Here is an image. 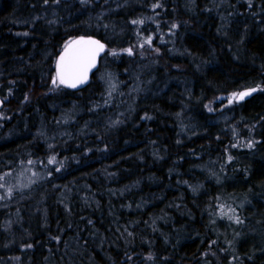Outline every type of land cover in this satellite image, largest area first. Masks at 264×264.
Instances as JSON below:
<instances>
[{"label":"trees","instance_id":"obj_1","mask_svg":"<svg viewBox=\"0 0 264 264\" xmlns=\"http://www.w3.org/2000/svg\"><path fill=\"white\" fill-rule=\"evenodd\" d=\"M78 36L106 49L70 90L55 63ZM102 73L118 98L141 89L122 117L101 106ZM252 86L234 115L250 155L210 111ZM0 97V196L15 166L35 173L0 200V264H221L231 248L264 264L263 237L213 222L230 196L264 201V0H0Z\"/></svg>","mask_w":264,"mask_h":264},{"label":"rangeland","instance_id":"obj_2","mask_svg":"<svg viewBox=\"0 0 264 264\" xmlns=\"http://www.w3.org/2000/svg\"><path fill=\"white\" fill-rule=\"evenodd\" d=\"M146 62L147 61H145V57H144V63H146ZM146 73H147L146 71L141 72L139 77L141 79H145V78H143V76H145ZM103 74L105 75V79H106L105 86L107 88L108 96H105V103L102 104L101 106L102 107H108V110L112 112V116H114V117H122V116H124L126 114L128 108L131 107V105L133 104V101L135 100V97H136L137 93H139L141 91V89L140 88H139V90L136 89V88H134L132 90L129 89L128 92L123 96V98L122 97L118 98V97L115 96V92H114V90L116 89V86H115V81L113 79V75L110 74V73H108V74L102 73V75ZM256 87L257 86L242 88L239 91H237L235 93H232L230 95L217 97L216 100H215V103L212 105L211 111H210V113L213 116L212 118H210L211 121H213V122L215 121L214 123L217 122V124L219 123L220 125H223L226 128L230 127L229 129H230V131L232 133L231 136H234V141H233L234 142V146L240 145V147H243V148H245V150H248L250 155H253V154L257 153V150H258V149L255 148V147H257L256 146L257 142H256V139L254 137V132L255 131L249 132L247 130L246 135L244 137L237 138L236 134H238L239 131H240L238 129L237 125L239 124L241 117L236 115L237 119H234L235 118L234 115H235L236 111L240 110L239 109L240 108V104L239 103L241 101H243L244 99L248 98L249 96H251V94H253V92L255 90H257ZM253 89H254V91H253ZM244 92H248L249 93L246 96V98L241 99V100L238 99L239 94L240 93H244ZM121 95H122V93H121ZM113 100H114V102H113ZM120 108H122V109H120ZM68 110H69L68 113L74 112L71 109H68ZM95 112H97V111H95ZM4 113L5 112H0V118H2L3 116L5 117ZM75 113H77V112L75 111ZM232 114H233V116H231ZM226 116H228V117H226ZM226 119L229 120V121H227ZM0 121H1V119H0ZM64 123H66V121H64ZM59 127H61V129H58V130H61L60 134H59L60 142H63V140H62L63 138L67 139L66 138L67 136H63V133H64V130H63V119L60 121ZM57 144H58V142L56 143V142L51 141V142L47 143V147H53V146H55ZM17 164H22L21 159L18 161ZM15 167L16 168L14 169L13 172L11 170L8 173L9 175L7 174V175H3L1 177V179L3 181V184L5 186V189L10 194L7 193L8 196H3V197L0 196V200L10 199L11 193H14L15 191L23 192L24 190H22V189H24V186L26 184H28V182H30L29 180L32 179L35 176L34 169L32 167H30L28 164H25V165L22 164V165H18V166H15ZM10 177L14 179L13 182H11ZM5 182L8 184V186L5 185ZM229 199H230L229 201L231 202L229 204L230 207L228 206L227 202L226 203H221V202L218 203V205L220 206V208L218 210L220 212L219 213H215V216L213 217V222L214 223L218 222V224L215 225L216 237H220V239H222V238L226 239V237H228L227 233L229 231L230 232L231 231H235V234L233 236V240L234 241L236 240V242L237 241L241 242V241L252 240L254 237H257V239H258L262 235H264V220L260 219V217L264 219V214H263V212H264V205H263L264 203L263 202L264 201H261V200L258 199L257 202L254 203L255 202L254 201L255 198L254 199L245 200V199H240L239 197L236 198L235 196L234 197L230 196ZM261 205L263 206V208H262ZM222 223H225L226 226H223ZM230 223L231 224H238V226L237 225L236 226H232ZM243 223H244V225L248 224L251 227L250 226L248 227V225H247L246 226L247 228H246L243 225ZM220 224L222 226H220ZM240 224L243 225V226L241 227ZM231 227H232V229H231ZM239 227H240V229H239ZM251 230L252 231L255 230V231H253V233H252ZM260 230H261V232H260ZM246 231H248V232H246ZM256 231H259V232H256ZM254 232H255V234H254ZM262 237L263 238H261V239H263V241H264V236H262ZM226 242H227V240H226ZM227 247H233L236 250V245L234 244V242L233 243L227 242ZM259 252L264 254V251H260L259 250ZM249 254L246 255V256H248V259L244 260L242 255L239 252H237V250H236V253H235L233 251V249L231 248L229 262H225V263H221V264H249L248 263L249 261L254 260L253 257H252L253 251H252V254H250L251 255V259H250ZM204 255H206V254H204ZM203 258H205V257H203ZM208 259H210V258H208ZM203 260L204 261L202 262V264H205V263L207 264V262H205L207 260H205V259H203ZM212 262L213 261L210 259L209 263L211 264Z\"/></svg>","mask_w":264,"mask_h":264},{"label":"snow or ice","instance_id":"obj_3","mask_svg":"<svg viewBox=\"0 0 264 264\" xmlns=\"http://www.w3.org/2000/svg\"><path fill=\"white\" fill-rule=\"evenodd\" d=\"M134 23H137V21H134ZM102 49L103 45L99 44L98 41H85L83 39L74 41L65 49L64 55L60 57L57 64V79L59 83L69 87H76L77 84L83 83L87 79V71L94 62L96 52ZM127 51L131 54V49ZM56 82L54 79L53 83L55 84ZM248 94V92L240 93L239 98L242 99Z\"/></svg>","mask_w":264,"mask_h":264},{"label":"water","instance_id":"obj_4","mask_svg":"<svg viewBox=\"0 0 264 264\" xmlns=\"http://www.w3.org/2000/svg\"><path fill=\"white\" fill-rule=\"evenodd\" d=\"M93 40V41H98L99 44L103 45V49L102 50H99L96 52L95 54V58H94V62L91 64V66L88 68V71H87V79L83 82V83H79L77 84L76 87H69L65 84H62L65 88L67 89H70V90H80L81 88L85 87L86 85H88V83L90 82L91 80V77L92 75L97 71L98 67H99V63H100V59L103 55V53L105 52V49H106V45L103 41H101L100 39L96 38V37H93V36H78V37H74L72 38L64 47L63 49L60 51L57 59H56V63H55V72H56V77H57V64L60 60V57L62 55H64L65 53V49L71 45L74 41H79V40ZM79 47V46H77ZM59 81V80H58ZM247 95H245L242 99L246 98ZM238 99L241 100V98L238 97ZM3 104H4V101L3 99L0 97V110L3 108Z\"/></svg>","mask_w":264,"mask_h":264},{"label":"bare ground","instance_id":"obj_5","mask_svg":"<svg viewBox=\"0 0 264 264\" xmlns=\"http://www.w3.org/2000/svg\"><path fill=\"white\" fill-rule=\"evenodd\" d=\"M225 115H226V114H225ZM221 116H222V115H221ZM228 116H229V115H228ZM228 116H226V117H228ZM231 116H233V114H232ZM215 118H216V117H215ZM213 119H214V118H213ZM216 119H217V118H216ZM221 119H222V118H221ZM224 119H225V118H224ZM230 119H231V118H230ZM217 120H218V119H217ZM226 120H227V119H226ZM209 121H210V120H209ZM218 121H219V120H218ZM227 121H229V120H227ZM214 122H215V121H214ZM214 122H213V123H214ZM219 122H220V121H219ZM216 123H217V122H216ZM222 123H223V122H222ZM224 123H225V122H224ZM218 124H219V123H218ZM218 124H217V127L219 126ZM225 125H226V124H225ZM220 126H221V125H220ZM224 127H225V126H224ZM229 128H230V127H229ZM221 130H222V128H221ZM223 130H224V129H223ZM21 187H22V186H21ZM25 188H26V187H25ZM16 189H17V188H16ZM16 189H15V190H16ZM23 190H24V189H23ZM25 190H26V189H25ZM6 191H7V190H6ZM30 191H31V190H30ZM34 191H35V190H34ZM7 192H8V191H7ZM31 192H32V191H31ZM36 193H37V192H36ZM22 194H23V193H22ZM24 194H25V192H24ZM24 194H23V195H24ZM29 194H30V193H29ZM32 194H33V192H32ZM5 195H7V194H5ZM7 196H8V195H7ZM26 196H27V195H26ZM39 196H40V195H39ZM35 197H36V196H35ZM37 197H38V196H37ZM46 197H48V195H47ZM46 197H45V198H46ZM31 198H32V197H31ZM43 198H44V197H43ZM45 198H44V199H45ZM48 198H49V197H48ZM20 199H22V198H20ZM28 199H29V198H28ZM36 199H37V198H36ZM44 199H43V200H44ZM31 200H32V199H31ZM257 200H258V199H257ZM259 200H260V199H259ZM263 200H264V198H263ZM33 202H34V201H33ZM36 202H37V201H36ZM36 202H35V203H36ZM256 202H257V201H256ZM256 202H255V203H256ZM258 202H259V201H258ZM263 203H264V202H263ZM31 204H32V203H31ZM263 205H264V204H263ZM253 206H254V205H253ZM261 206H262V205H261ZM262 208H263V206H262ZM254 210H255V209H254ZM245 222H246V221H245ZM245 222H244V223H245ZM244 223H243V225H244ZM230 224H231V223H230ZM36 225H37V224H36ZM243 225H241V227H242ZM247 225H248V224H247ZM247 225H244V226L246 227ZM249 226H250V225H248V227H249ZM2 227H3V226H2ZM250 227H251V226H250ZM252 227H253V226H252ZM255 227H256V226H255ZM16 228H18V226H17ZM243 228H244V227H243ZM246 228H247V227H246ZM246 228H245V229H246ZM3 229H4V228H3ZM231 229H232V227H231ZM245 229H244V230H245ZM255 229H256V228H255ZM4 230H5V229H4ZM0 231H1V230H0ZM249 231H250V230H249ZM251 231H252V230H251ZM253 231H255V230H253ZM253 231H252V233H253ZM240 232H241V231H240ZM243 232H244V231H243ZM246 232H248V231H246ZM256 232H259V231H256ZM260 232H261V230H260ZM240 234H241V233H240ZM242 234H243V233H242ZM254 234H255V232H254ZM256 234H257V233H256ZM261 234H262V233H261ZM245 235H246V234H245ZM249 235H250V234H249ZM251 235H252V234H251ZM259 235H260V234H259ZM13 236H14V235H13ZM237 236H238V235H237ZM237 236H236V237H237ZM246 236H247V235H246ZM262 236H264V235H262ZM262 236H261V237H262ZM242 237H243V236H242ZM7 238H9V237L7 236ZM240 238H241V237H240ZM14 239H15V237H14ZM245 239H246V238H245ZM258 239H259V238H258ZM260 239H261V238H260ZM12 240H13V239H12ZM12 240H11V241H12ZM255 240H256V239H255ZM8 241H9V240H8ZM260 241H261V240H260ZM12 242H13V241H12ZM14 242H16V241H14ZM262 242H263V241H262ZM262 242H261V243H262ZM16 243H17V242H16ZM16 243H15V244H16ZM263 243H264V242H263ZM7 244H9V243L7 242ZM11 245H12V244H11ZM11 245H10V247H11ZM13 245H14V244H13ZM13 245H12V246H13ZM18 245H19V244H18ZM259 245H261V244H259ZM8 246H9V245H8ZM262 247H263V245H262ZM14 248H15V247H14ZM17 248H18V246H17ZM69 248H70V247H69ZM258 248H259V247H258ZM71 249H72V248H71ZM259 249H261V248H259ZM69 250H70V249H69ZM69 250H68V252H69ZM257 250H258V249H257ZM262 250H263V249H262ZM255 251H256V250H255ZM70 252H71V251H70ZM72 252H73V251H72ZM255 253H256V252H255ZM260 253H261V252H260ZM67 254H68V253H66L65 256H66ZM74 254H75V252H74ZM250 254H252V252H251ZM256 254H257V253H256ZM69 256H70V255H69ZM257 256H258V255H257ZM69 258H70V257H69ZM69 258H68V259H69ZM71 258H72V257H71ZM68 261H69V260H68ZM71 261H73V259H72ZM195 263H196V262H195ZM200 263L202 264V262H200ZM13 264H14V263H13ZM72 264H73V263H72ZM205 264H206V263H205ZM207 264H208V263H207ZM209 264H210V263H209Z\"/></svg>","mask_w":264,"mask_h":264}]
</instances>
